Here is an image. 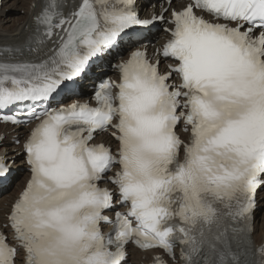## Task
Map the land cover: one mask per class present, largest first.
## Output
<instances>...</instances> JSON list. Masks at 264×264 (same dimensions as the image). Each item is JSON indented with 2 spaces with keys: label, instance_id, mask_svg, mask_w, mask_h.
<instances>
[{
  "label": "snow or ice",
  "instance_id": "1",
  "mask_svg": "<svg viewBox=\"0 0 264 264\" xmlns=\"http://www.w3.org/2000/svg\"><path fill=\"white\" fill-rule=\"evenodd\" d=\"M42 5L29 47L47 48L44 58L0 59V111L17 106L0 119L38 121L23 145L31 175L5 225L18 244L0 232V264H15L20 250L25 264H123L129 243L172 259L179 245L183 264H249L264 186V0L164 7L170 39L153 56L176 63L161 72L159 58L136 49L114 65L118 80L96 84L95 105L58 107L54 97L76 94L93 58L165 16L140 19L136 0ZM100 132L118 146L94 142ZM7 172L0 157V177Z\"/></svg>",
  "mask_w": 264,
  "mask_h": 264
},
{
  "label": "bare ground",
  "instance_id": "2",
  "mask_svg": "<svg viewBox=\"0 0 264 264\" xmlns=\"http://www.w3.org/2000/svg\"><path fill=\"white\" fill-rule=\"evenodd\" d=\"M3 1L2 6L0 7V48L6 49H15L19 46L23 45L26 42V39L29 37V34L34 28V20L33 16L36 15L40 11V5L36 2L35 6H33V2L35 0H1ZM5 7H10L14 10L23 9L22 14L13 15L12 12H6ZM162 5V2L158 0L151 1L145 11L150 14L156 11L159 6ZM166 3H164V6ZM163 34H160L161 37ZM0 131H5L4 126L0 125ZM22 130H17L15 133H20ZM13 135V134H11ZM104 138V136L100 137ZM10 142L9 140L7 141ZM21 149V146L16 145H8L2 148V152L6 156L14 155L18 150ZM16 166H21L23 164L22 161H18L15 163ZM29 176V173L26 172L21 173L16 181L10 182L8 185L4 186L0 189V222H7V215L9 213L11 202L13 200V196L17 191L23 186L25 179ZM261 196V207L264 205V191L260 194ZM9 204V206H8ZM264 232V214L262 217V222L259 224V221L256 222L254 226V238L260 242L262 241V236ZM133 257L132 260L135 261V264L140 263V259L142 257V253H138L137 250L131 249ZM145 260H148V256H146Z\"/></svg>",
  "mask_w": 264,
  "mask_h": 264
},
{
  "label": "rangeland",
  "instance_id": "3",
  "mask_svg": "<svg viewBox=\"0 0 264 264\" xmlns=\"http://www.w3.org/2000/svg\"><path fill=\"white\" fill-rule=\"evenodd\" d=\"M4 6V8H6V11L8 12V11H12V13H13V15L15 16L16 14H14V13H17V14H22V10L23 9H21V10H14V9H11L10 7H5V5H3ZM263 217V216H262Z\"/></svg>",
  "mask_w": 264,
  "mask_h": 264
}]
</instances>
